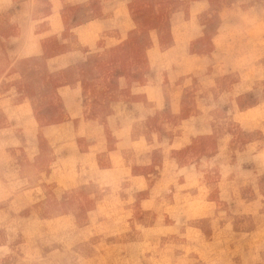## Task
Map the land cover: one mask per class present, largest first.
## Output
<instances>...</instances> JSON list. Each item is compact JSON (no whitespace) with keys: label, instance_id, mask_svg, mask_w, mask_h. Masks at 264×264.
I'll use <instances>...</instances> for the list:
<instances>
[{"label":"rangeland","instance_id":"374dc122","mask_svg":"<svg viewBox=\"0 0 264 264\" xmlns=\"http://www.w3.org/2000/svg\"><path fill=\"white\" fill-rule=\"evenodd\" d=\"M0 264H264V0H0Z\"/></svg>","mask_w":264,"mask_h":264}]
</instances>
